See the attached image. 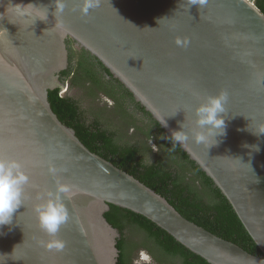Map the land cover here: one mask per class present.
<instances>
[{"label":"water","instance_id":"1","mask_svg":"<svg viewBox=\"0 0 264 264\" xmlns=\"http://www.w3.org/2000/svg\"><path fill=\"white\" fill-rule=\"evenodd\" d=\"M67 38L214 180L262 251L185 217L54 111ZM111 204L211 264H264V13L251 0H0V264H117Z\"/></svg>","mask_w":264,"mask_h":264},{"label":"trees","instance_id":"2","mask_svg":"<svg viewBox=\"0 0 264 264\" xmlns=\"http://www.w3.org/2000/svg\"><path fill=\"white\" fill-rule=\"evenodd\" d=\"M255 1L264 13V0ZM74 42L67 41L71 65L62 72L64 79H70L71 88L88 84L91 96L104 91L117 106L87 111L76 98L62 95L59 88L53 89L49 91V100L59 118L75 129L92 151L165 196L185 217L249 252L261 255V249L214 180L165 133L160 123L101 60L84 48L76 51ZM88 112L93 120L87 117ZM131 126H134L135 134L130 141L127 137ZM151 139L156 141L160 151L149 159L153 150ZM106 217L121 232L117 264H135L134 253L141 247L135 237L139 235L147 246L152 245L150 250L159 262L211 264L142 214L111 204Z\"/></svg>","mask_w":264,"mask_h":264},{"label":"rangeland","instance_id":"3","mask_svg":"<svg viewBox=\"0 0 264 264\" xmlns=\"http://www.w3.org/2000/svg\"><path fill=\"white\" fill-rule=\"evenodd\" d=\"M75 49L76 51H80V47H78L77 45H75ZM71 91L74 90V92H72L73 96L81 103L83 109H86L87 111L89 110L90 111V108H95V109H101V108H104L105 106H100L99 104L96 103V97L95 96H91L89 94V88H88V84H84V85H79V86H75L73 88L70 89ZM69 90V91H70ZM67 93V92H65ZM111 107V106H110ZM109 107V108H110ZM113 108V107H112ZM111 108V109H112ZM132 111V109H131ZM87 117L92 120L93 117L92 115H90V112H88V115ZM142 122V121H141ZM139 122V124L141 125H145V123H141ZM135 134V128L134 126H131L130 127V132H129V135H128V139L131 141V139L133 138V135ZM150 143H151V146L153 148V150H151V154L149 156V159H151L152 157H154V155H156L158 153V151H160V148H159V145L156 143V141L154 139H151L150 140ZM135 240L138 241L139 243H141V247H139L135 253H134V263L138 261V255L140 253V250H148V253L146 251H144L146 254L149 255V252L152 254L153 258H154V263L155 264H176L174 263L173 261H165V262H159L157 260V257L152 253V251L150 249H152V245L150 244V246L146 245L144 242H143V237L141 235L139 236H136L135 237ZM153 251L155 252V254L158 256V252L156 250L153 249ZM142 252V251H141ZM144 253V254H145Z\"/></svg>","mask_w":264,"mask_h":264},{"label":"flooded vegetation","instance_id":"4","mask_svg":"<svg viewBox=\"0 0 264 264\" xmlns=\"http://www.w3.org/2000/svg\"><path fill=\"white\" fill-rule=\"evenodd\" d=\"M66 41H73V39H71V38H67L66 39ZM67 45H68V43H67ZM74 47H75V42H74ZM68 55H69V59H70V55H71V51H70V49H69V47H68ZM74 62H75V60H74ZM70 65H71V61H70V63H69V65H68V68L70 67ZM67 68V69H68ZM62 72L63 71H61L59 74H60V77H61V79H63V80H66V81H69L70 82V79L68 78V79H64V77L62 76ZM70 84H71V82H70ZM71 89V87L68 89V92L66 93L67 95H69V96H71V97H74L73 96V94H72V92H74V90H70ZM70 90V91H69ZM96 98V103L97 104H99L100 106H107V107H110V108H114L115 106H117V104H116V101L113 99V98H111V97H109L108 95H106L105 93H104V91H102V90H100L99 91V93L95 96ZM75 98V97H74ZM81 104V103H80ZM126 106V105H125ZM96 110H99V109H96ZM93 120V119H92ZM129 132H130V130H129ZM142 251V252H141ZM144 251H146V250H140V253H139V259H138V261L137 262H135V264H155L154 263V258H153V256H152V254L149 252V255L148 254H146ZM147 253H148V250L146 251ZM145 253V254H144Z\"/></svg>","mask_w":264,"mask_h":264},{"label":"clouds","instance_id":"5","mask_svg":"<svg viewBox=\"0 0 264 264\" xmlns=\"http://www.w3.org/2000/svg\"><path fill=\"white\" fill-rule=\"evenodd\" d=\"M252 2H255L256 3V1L255 0H251ZM257 5V4H256ZM76 48V47H75ZM69 82V81H68ZM70 83V82H69ZM71 87V84H69V86L66 88V89H60V93L62 94V95H65L66 93L65 92H68V89Z\"/></svg>","mask_w":264,"mask_h":264}]
</instances>
